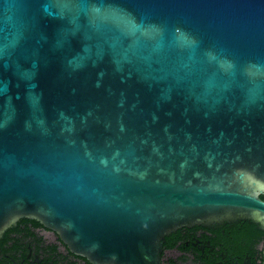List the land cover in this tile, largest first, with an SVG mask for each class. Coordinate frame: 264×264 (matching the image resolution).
<instances>
[{"label":"water","instance_id":"obj_1","mask_svg":"<svg viewBox=\"0 0 264 264\" xmlns=\"http://www.w3.org/2000/svg\"><path fill=\"white\" fill-rule=\"evenodd\" d=\"M264 0H0V236L104 264L174 230L264 229Z\"/></svg>","mask_w":264,"mask_h":264},{"label":"flooded vegetation","instance_id":"obj_2","mask_svg":"<svg viewBox=\"0 0 264 264\" xmlns=\"http://www.w3.org/2000/svg\"><path fill=\"white\" fill-rule=\"evenodd\" d=\"M256 224L237 219L180 227L163 242L160 264H264V229ZM0 264L104 263L73 253L55 231L22 217L0 236Z\"/></svg>","mask_w":264,"mask_h":264},{"label":"trees","instance_id":"obj_3","mask_svg":"<svg viewBox=\"0 0 264 264\" xmlns=\"http://www.w3.org/2000/svg\"><path fill=\"white\" fill-rule=\"evenodd\" d=\"M261 197L264 199V195H261ZM247 221H250V220H247ZM250 222H253V221H250ZM256 224V223H255ZM256 226H258V224H256ZM257 228V227H256ZM260 240H263L264 241V236L261 237Z\"/></svg>","mask_w":264,"mask_h":264}]
</instances>
